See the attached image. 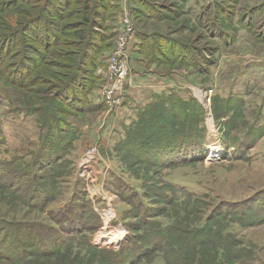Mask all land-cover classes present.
I'll use <instances>...</instances> for the list:
<instances>
[{"label":"rangeland","instance_id":"1","mask_svg":"<svg viewBox=\"0 0 264 264\" xmlns=\"http://www.w3.org/2000/svg\"><path fill=\"white\" fill-rule=\"evenodd\" d=\"M190 1L192 0H187V2L186 0H141L144 4L143 6L140 5L141 11L152 10L151 14L154 18L136 15L139 20L136 22L133 16L134 0H112L110 6L116 10L111 11L110 15H112L113 20L108 24L114 36L109 41L100 42L98 40L99 34L102 35L105 32L99 28H96L95 31L92 28L89 32L82 24L84 22L82 12H85L84 3L86 0H0V36L3 35L0 38V45H8L6 52L1 56L3 58L0 59V107L6 108V112L10 109L23 108L25 105L34 106L39 110L44 108V105H48L49 101H52L56 103V106L52 107L56 118L62 112L73 110L77 115L74 114L68 119L78 123L81 127V138L77 141V146L83 138V127L97 122L99 128L102 129L103 121L107 118L108 113L117 110L113 108L109 111L106 103L96 105L95 94L98 97V88L106 83L103 78V82L97 86L91 97V102L100 106V109L94 112L81 113L77 111L75 108L81 106L75 102V99H80L81 94L78 93L76 84L67 86L68 75L74 70L79 72L80 82L87 81L84 70L87 68L88 60L85 65L78 68L75 66L77 60L86 54L89 58L93 57V46L102 48L111 45L110 49H103V57L105 58L103 69L106 71L108 69V55L113 52L117 42L126 34L131 22L134 42L131 39L125 52L126 58H131L130 64L135 61L137 69L142 72L149 70L165 74L164 76L172 74L168 78L173 79L172 83L169 82L175 86L174 90L186 98H195L203 109H205L204 105L207 104V100H210L211 116H208L206 110L204 111L207 130L206 145L208 148L210 142L215 141L214 136H216L217 141L222 140V144L226 148L222 157L216 160L212 159V161L208 158L209 155L201 160L194 152L185 154L182 158L190 159V161L177 159L179 161L177 163L184 162L182 166H176L166 158L164 165L155 167L128 161L129 164L132 163L131 168L133 170L142 169V173L147 175L148 181L152 184L148 190L151 192L150 197L152 198L149 200L152 203V208H154L152 210L159 220L173 225L175 237L174 239L171 238V247L176 245L182 248L181 253H185L187 257L184 259L175 254V258L173 257L168 262L163 257V250L157 251L155 247L153 249L148 240L145 245L148 256L136 264H264V222H260L264 217V141L260 142V140L264 136L257 141L254 148L244 150L238 158L234 154V148L230 145L236 137L248 136L247 131L250 125L256 130L259 129V126L264 128V125L258 124L257 119H254L256 109L252 107L247 109L248 106L245 107L246 105L242 106V110L235 108V104L230 107L233 117L230 122L226 121V118H220L216 121L212 109L213 100L218 98L214 89L222 87L218 75V63L228 61L227 64H230L236 60L264 59V0L227 2L225 8L228 13L224 12L220 16L221 22L217 23L227 27L228 20L239 21L248 29L250 28V31L245 30V36H240V34H234L232 28L228 27L227 38H223L221 41L218 37L211 35L208 27L203 29L196 24L200 13L208 6L213 5L214 0L208 1V5L202 7L197 13L187 11L186 8ZM249 9H254L255 13L245 15ZM93 11L103 14L98 6H94ZM247 16L250 17L246 19ZM95 22L101 24L99 19ZM5 29L7 32L4 31ZM46 29L56 39L61 38V42L57 40L53 45H50L53 42L52 39L49 40V43L46 42V39L44 40L47 33ZM83 29L89 35L83 41L82 46L79 44V36ZM137 31L152 34L157 39L161 36H167L171 40H176L180 48L176 52L172 53L171 51L168 57L163 56L161 58L163 62L159 65L154 63L141 65L133 57ZM4 35L8 37H5L3 42ZM43 41H45L44 44ZM86 42L87 45L85 46ZM58 43H60L59 46H57ZM171 59H176V61L172 64L170 63ZM210 59L214 62L213 66L206 64V61L208 62ZM16 63V66L21 67L25 64L28 67L18 69V75L12 74L14 73L13 66ZM130 68L133 69V66L130 65ZM19 75H21L20 81L16 80ZM54 88L56 91H52ZM68 89H72L69 96L63 98ZM206 93L208 94L207 97ZM68 101H71L72 106L67 104ZM49 104L52 105V103ZM224 106L223 103H217L216 112ZM217 114L219 115V111ZM220 115L222 116V114ZM197 117L199 115L195 113L194 118ZM16 118H19L20 122L10 126L7 124L8 121L4 120L5 125L3 127L6 132L4 134L8 139L7 158L15 154H27L35 141L38 140V128L35 120L23 117ZM175 126L180 128L181 121ZM56 129V131H51L49 135L51 142H53L52 145H55L54 142L60 143L61 149L66 143V139H70V136L67 138L66 128L62 122L59 121L56 124ZM176 131L174 130L179 139L180 136ZM168 141L172 142L173 138L168 137ZM76 146L68 157L74 168V175L69 180L64 175L67 170H60L59 173L58 169L54 167L55 161H50L47 166L42 165L44 172L41 171V173L36 174L37 177L33 179L36 185L40 182L44 190H48L47 185L57 183V188L56 185H53V194L45 197L46 206L52 209L62 206L70 199L73 185L77 181L82 183V188L87 194L93 210L98 215L109 204L108 207L113 208L115 223H117L112 225L111 232L117 233V227L122 226V230L117 235L111 236L108 241L111 244L110 241L114 240L113 246L122 237L121 231L127 233L120 220L123 213L129 208V205L119 198V196H124L123 192L120 190L121 194L120 192L116 193L117 191H114L112 184L108 187L112 180L111 174L120 173L118 161L114 160V155L111 154L114 145L112 148L110 147L106 158L102 156L99 143L90 140L79 156L75 154ZM217 147L219 145L215 144L211 148L212 152ZM90 153L98 155L99 161L92 170V180L89 183L80 177L79 166L85 156ZM177 153L179 151L174 152L171 156L177 157ZM192 158L194 159L191 160ZM101 159L106 163L111 160L115 161L113 168L115 172L111 170L108 172V180H105L104 185L100 184L99 181L100 170H106L100 166ZM45 172L46 175H44ZM59 174H63L65 177H61ZM9 175L6 171L0 172V185H3L0 186V219L20 225L27 221L44 219V213L32 210L30 204H27L23 199L33 195L31 176H19L16 184H9L11 183ZM168 180L179 187H184L195 199L190 203L173 205L170 201L172 195L166 190L165 184ZM11 186L15 187L12 188ZM117 186L118 182L116 183ZM103 193L106 200L100 202L98 198L102 199ZM228 208V213H225ZM237 211L244 213L246 211V218L250 220L242 221L243 224L236 223L234 221L236 219L229 216L235 215ZM205 220L210 222L209 227L206 228L208 233H214L213 236L216 235L212 243L211 237L206 236L204 232L206 229L201 230L202 227H200ZM143 225L142 221L135 219L130 237H142ZM135 229L136 232L133 231ZM2 236L0 235V238ZM97 238L100 239L101 236H91V243ZM198 238L201 239V242L197 241ZM193 243H196L200 250L192 246ZM5 244L6 241L0 239V264H18L15 262L16 259L12 253L6 252L14 248L10 244L7 246ZM25 245L29 264H106L88 259L85 256L62 258L56 253L57 250L52 244L36 246L27 241ZM46 250L47 252L51 250V252L45 254Z\"/></svg>","mask_w":264,"mask_h":264},{"label":"trees","instance_id":"2","mask_svg":"<svg viewBox=\"0 0 264 264\" xmlns=\"http://www.w3.org/2000/svg\"><path fill=\"white\" fill-rule=\"evenodd\" d=\"M111 1L112 0H86L84 3L85 12L78 10L83 14L82 17L84 22L82 24L89 32L92 28L93 31H95L96 28H99L101 31L105 32L102 35L99 34L98 40L100 42L109 41L114 36L111 32V27L108 24V22L111 23L113 20L112 15H110L111 11L116 10V8L110 6ZM239 1L240 0H214L213 5L208 6V8L200 13L196 20V24L203 29L208 27L211 35L218 37L220 41L223 40V38H227L226 31L228 27H231L236 35L243 30L250 31V28L248 29L239 21L228 20L227 27L223 24L217 23L221 22L220 16L227 11L225 8L226 3H238ZM134 3L136 9H133V16L136 22L139 21L137 18L138 15H145L148 18H154L151 14L152 10L147 9L148 11L146 12L144 10L141 11L140 5H144L141 0H134ZM10 5L12 6V4ZM76 5H78V3H76ZM94 6H98V8L103 11V14H98V12L93 11ZM250 13L253 15L255 10L249 9L245 15H249ZM250 16H247L246 19ZM97 19L101 21V24L95 22ZM47 24H49V22H47ZM186 28L189 29V27ZM4 31L7 32V29ZM46 32L44 40L46 39V42L48 43L50 39L53 40L50 45L55 44L57 40L61 42V38L56 39L53 34L51 35L48 29H46ZM88 35L89 34H86L85 29H83L79 36V44H82L83 46V41ZM2 36H0V38ZM5 37L8 36L4 35L2 38L3 42L5 41ZM136 39L137 41L134 45L133 57H135L136 61L141 65H149L150 63L159 65L163 62L161 59L163 56L168 57L171 51L173 53L180 48L176 40H171L170 38H167V36H161L157 39L154 38L152 34L150 35L148 33L137 31ZM44 42L45 41H43V44ZM59 45L60 43L57 44V46ZM86 45L87 42L85 46ZM2 46L3 45L1 44L0 59L3 58L1 56L6 52L8 45ZM110 47L111 45L102 48L93 46V57L89 58L88 54L79 57L77 64H75L77 68L81 65H85L88 60L86 63L88 69L85 68L84 70L86 75L85 79H87V81L80 82L79 72L74 70L68 75L67 86L76 84L79 90L78 93L81 94L80 99H75V102L79 103L81 106L80 108L75 109L81 113L88 111L94 112L100 109V106H96L91 102V97L97 86L103 82V77L99 76L98 73L105 67L103 49H110ZM175 61L176 59H171L170 63L173 64ZM213 63L214 62H212L211 59L208 62L206 61L207 66H213ZM16 65L17 63L13 66L14 73H12L15 75L19 74L18 69L21 70L22 67H28L25 64L21 67ZM204 72L206 74V71ZM11 76L13 77V75ZM20 79L21 75L16 77V80L20 81ZM71 90L72 89H68L67 93L63 95V98L69 96ZM52 91H56V88ZM49 103H52V105ZM217 103H223L225 105L223 108L218 109L219 115L217 114L218 111L216 112ZM67 104L72 106L71 101H68ZM74 104L76 105V103ZM233 104H235V108L243 109L242 106L244 105V102L241 99L233 97L227 99H222L220 97L215 98L213 100L212 109L216 121L220 118H226L230 122L233 118L230 107ZM55 106L56 103L52 101H49L48 105H44V108L39 110L34 106L25 105L23 108L10 109L0 118V172L6 171L10 174L8 177L10 178L11 183L8 182L9 184H16L19 176H31L33 195H30L29 198L23 199L27 204H30L32 210L45 214L44 219L27 221L23 225H20L19 223H10L0 219V229H2L0 230V235H3L0 239L6 241V246L10 244L14 248L13 250H8L6 252L12 253L16 259V263L29 264L25 250V244L29 241L32 245L36 246L52 244L57 250L56 253L62 258L68 256H85L88 259L105 262L106 264H136L140 263L142 258L148 256V253L145 251V245L149 240L148 242H151L152 248H157V251L163 250V257L166 261L169 262V260L173 259L175 254L186 259V254L181 253L182 248L176 245L171 247V238L174 239L175 237L173 235V225L169 222L159 220L155 215L154 210H152L154 208H152V203L149 200L152 198L150 197L151 192L148 191L152 184L148 181L147 175L142 173V169L133 170L131 168L132 163H129L133 161L137 164L155 167L164 165L165 160L168 159V161L170 160V163L173 162L176 166H182L184 165V162L177 163L179 162L177 159L186 162L190 161V159H183L182 157H184L185 154L192 152L196 153L198 155L197 157H200L201 160H204L208 155L206 147L207 130L205 125V109L202 108L195 98H186L174 89H169L159 95H154L150 103L136 108L135 120L130 125L125 126L123 137L114 144L111 151V154L114 155L113 159L118 161L120 173L117 175L111 174L112 180L109 182L108 187L112 184L114 191H117H115L116 193L121 190L124 196H119L120 200L129 205V208L123 213L120 220L127 231V234L120 243L119 248L113 250L110 248H98L91 243V236L101 229L102 222L98 214L93 210L80 181L74 183L70 199L62 206L52 209L49 206H46L47 202L45 197L53 194V185H56L57 188V183L47 185L46 187H48V190H44L41 183L37 180L38 184L36 185V182L33 179L34 177H37L36 174L41 173V171L42 173L44 172L43 166L49 165L50 161H55L54 167L58 169L59 173L60 170H67L64 175L68 180L74 175L73 163L68 157L73 148H75L77 141L81 138V127L78 123L68 119L74 114L77 115L73 110H71L72 112H62L61 115L56 118L52 109V107ZM195 113L198 114L199 117L194 118ZM220 114H222V116ZM16 117L35 120L38 128V140L35 141V144L32 145L30 148L31 150L27 152V154H15L10 158H7L6 151L8 139L4 134L6 133L3 127L5 125L4 120H7L8 123L10 121H20V119ZM177 120L181 121L180 128L179 126H175V124L179 122ZM59 121L62 122V125L66 128L65 131L67 133V138L70 136V139H66V143L61 149L60 143L57 144L54 142L55 145H52L53 142H51L49 135L51 131L57 130L56 124ZM251 126L252 125H250L247 131L248 136H242L243 138L236 137V140L233 139V143L230 144L232 145V148H234L236 158H238L240 153L242 154L244 150L247 151L254 148L257 141L264 136L263 127L259 126V129L256 130ZM174 130H177L176 132L180 136L179 139ZM168 137L173 138V141H168ZM177 151H179L177 157L171 156ZM193 159L194 158L191 160ZM46 174L47 173L45 172L44 175ZM59 175L65 177L63 174ZM117 182L118 186L116 187ZM165 185L166 190L172 195L170 201L173 205L190 203L195 199L186 189H184V187H179L169 180ZM11 187L13 188L15 186ZM4 189H6L5 186ZM226 210L225 213H228L229 208ZM229 217L236 219L234 221L238 224H243L241 223L242 221L247 222L250 220L246 218V211L245 213L243 211H237L235 215ZM135 219L143 222L144 229H142L143 232H141L142 237L136 236L131 238L130 232ZM263 219L264 217L262 220ZM262 220L260 221L261 223L264 222V220ZM209 223L210 222L205 220L204 224H201L200 226L202 227L201 230L208 228ZM246 225L248 226V224H245V226ZM207 230L208 229L204 230V232L206 236L208 235L211 237L212 243V240L215 239L216 235L213 236L214 233L209 234ZM133 231L136 232V229ZM197 241L201 242V239L198 238ZM192 246L197 248V250H200V247L196 245V243H193ZM223 249L226 250V248ZM192 250H194V248ZM46 252L47 250L45 251V254ZM50 252L51 250L47 253Z\"/></svg>","mask_w":264,"mask_h":264},{"label":"crops","instance_id":"3","mask_svg":"<svg viewBox=\"0 0 264 264\" xmlns=\"http://www.w3.org/2000/svg\"><path fill=\"white\" fill-rule=\"evenodd\" d=\"M208 1L210 2L211 0H192L186 9L187 11L190 10L193 13H197L202 7L208 5ZM239 34L240 36H245L246 31L243 30ZM227 62L218 63L217 69L219 70L218 75L219 80L222 82V87L214 89L216 96L222 99L229 97L241 99L244 105H246L245 107L248 106L247 109L249 107L256 109L254 119H257L258 124L264 125V59L236 60L230 64H227ZM131 65L133 69L130 82L126 86L124 104L116 112L108 113L107 118L103 121L102 129L99 128L97 122L96 124L83 127V138L76 146V156L81 155L84 147L91 140L97 144L99 143L102 156L106 158V154L109 153L116 141H119L123 137L125 126L130 125L135 120L136 108L150 103L154 95L174 89L175 86L171 84L173 79L171 77V79L168 78L170 75L164 76L165 74L149 70L142 72L137 69L135 61H132ZM169 81L172 82L170 83ZM5 112L6 108L0 107V118ZM19 122L10 121L7 124L10 126ZM214 137L216 138V136ZM262 141H264V138L260 140V142ZM114 164V160L106 163V161L101 159L100 166L106 168V170H100V184L104 185L105 180H108L107 174L110 170L115 172L113 169L115 167ZM95 189H98V187H95ZM99 189H101L100 186ZM104 200H106V196L103 193V198H98V201L104 202Z\"/></svg>","mask_w":264,"mask_h":264},{"label":"built area","instance_id":"4","mask_svg":"<svg viewBox=\"0 0 264 264\" xmlns=\"http://www.w3.org/2000/svg\"><path fill=\"white\" fill-rule=\"evenodd\" d=\"M131 22L128 28V31L125 35L121 37V39L117 42L115 48L113 49V52L108 55L107 60V70L101 69L99 71V76L103 77L106 80V83L102 84L98 88V97L95 99L97 100V105H102L103 103H106L107 107L109 108V111H111L113 108L116 110H119L122 105L124 104L125 99V90L126 86L130 82V76L132 69L130 68L131 58L127 59L125 52L128 49V45L131 42V39L134 42V36L132 35V28H131ZM133 46V45H132ZM206 93V97H207ZM206 113L208 116H211V102L210 100H207V104L204 105ZM210 112V114H209ZM218 144L217 142L210 143L208 145V155L210 161L212 159L216 160L222 156L223 149L219 146L217 149L212 152L211 148ZM212 145V146H211ZM98 154V153H97ZM99 157L96 154L90 153L89 155L85 156V158L81 161L79 166V175L81 178H83L86 182H89L92 180V170L95 168V165L98 163ZM110 206L109 204H107ZM106 206L103 210L100 211L99 216L103 222V227L99 233H97L95 236L101 238H97L95 243L97 245H105V240L110 236H112L111 232V224L115 221V213L113 211V208ZM108 238L107 240L109 241ZM119 241L117 244L113 245L108 244L106 247H117Z\"/></svg>","mask_w":264,"mask_h":264},{"label":"bare ground","instance_id":"5","mask_svg":"<svg viewBox=\"0 0 264 264\" xmlns=\"http://www.w3.org/2000/svg\"><path fill=\"white\" fill-rule=\"evenodd\" d=\"M202 95V94H200ZM201 97V96H200ZM208 160V159H207ZM121 233H123V231H121ZM118 238H120V236H118ZM111 239V238H110ZM114 240H111L110 243L113 244Z\"/></svg>","mask_w":264,"mask_h":264}]
</instances>
